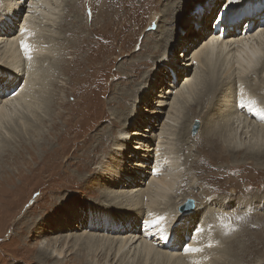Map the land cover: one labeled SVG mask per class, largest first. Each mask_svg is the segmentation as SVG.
Here are the masks:
<instances>
[{
	"label": "bare ground",
	"instance_id": "obj_1",
	"mask_svg": "<svg viewBox=\"0 0 264 264\" xmlns=\"http://www.w3.org/2000/svg\"><path fill=\"white\" fill-rule=\"evenodd\" d=\"M3 1L1 2L3 6L0 7V133L9 137L10 133L5 121L9 122L17 115L18 122L25 126L24 130H32L26 127L28 120L26 121L23 113L37 107L36 95L32 92L38 83V62L42 63L40 59L41 61L49 59L51 62V59H56L54 55L57 53L50 47L49 42H42V37L38 34L48 33L51 29L44 28V25L48 27L56 21L60 13V0ZM183 2L178 0L173 5H168L166 10L162 11V15L153 13L154 26L148 29L150 38H139L136 53L151 55L152 59L124 61L122 71L116 72L115 76L120 81L118 85L112 86V98L109 102L112 103V111H110L113 117L109 118L104 126L99 125L104 121L102 113L101 115L99 113L103 112L101 111L102 103L99 102L93 110L95 115L85 122L84 129H89V134L87 135V132L84 134L81 145L87 146L89 142L87 162L99 155L107 147L109 140L112 141L111 151L102 153L101 155L104 156L99 161H97L99 158L96 160V172L91 175L87 174V171L83 174L80 172L81 176L83 175L82 178L89 183H84L82 189H85L93 200L87 203V205L90 204L87 215L76 203L63 202L59 205L60 209L55 208L51 214L41 217L37 222L36 230L32 232L41 245L36 248V259L39 260L37 264H43L51 259L55 264L59 263L61 258H67L64 247L66 245L69 247L70 243L73 247L80 246L87 250V264H189L190 261L188 262L185 258L195 257L196 254L202 255L199 254L200 241L216 232L219 234V225L222 223L220 219L222 217L227 219L226 216L229 214L226 209L230 206L223 208V201L231 199L233 202L235 198L227 195L219 205L215 203L210 205L211 207L207 205V208L204 205L207 209L204 210L209 212L210 218L209 227L205 229L202 224L196 226L198 199L187 195L178 198L176 195L182 173L181 164L184 160L180 162L174 150L172 142L175 135L174 128L179 124L182 104L189 101L201 86L202 88L205 86L206 89L204 94L198 97L197 102L204 105L207 98L208 102L212 101L210 103L214 106L210 104L211 107H207L206 111L202 109L201 111H205L203 115L196 114L202 119L198 143L202 148L207 141H211L212 144L219 145L218 151L223 152L219 154L220 152L216 151L214 146L210 147L206 144L203 149L208 153L207 155H210V165L214 166V163L218 162L214 160L225 158L226 154L234 156L242 151L251 157L259 158L264 155V104L254 94L261 95L260 91L264 90V81L261 82L259 77L260 72H264V10H262L264 0H224L223 10L230 8V11L225 14L222 12L218 20L222 28L219 33H214L215 28L212 26L211 29L208 28V21L204 26L202 22L197 21L215 11L207 9V6L214 2L213 0L202 7L203 14L201 10H192L198 5V0L187 3L186 7L182 5ZM25 10H27V16L23 18ZM169 13L172 19L168 18L167 22ZM157 15L160 16L158 21H156ZM242 17L245 18L244 22L248 19L255 20V28L234 38L233 36L237 35L235 30L239 29L238 22ZM185 18L188 19L184 27H188L187 32L181 25V19ZM234 18L237 22L234 30H230L228 28L232 25ZM174 21L179 23L175 30L167 26L172 25ZM243 29L241 26L240 31ZM47 36L51 35L47 34ZM188 36L196 45L193 49L187 45ZM172 37L177 43L173 42ZM86 41L87 37L84 38V42ZM136 41L137 39L133 36L128 43H123L127 45H122L120 55L126 51L130 52V48L136 44ZM25 44L30 47L26 49ZM176 46L186 49V56H184L186 61L183 62L187 70L183 73V78L177 79L176 82L175 77L173 81L171 80L169 87L168 82H166L167 85L162 84L161 87H163L158 89V97L151 99L156 102L154 106L142 105L143 100L140 106L135 104L138 98L144 97V100H147L154 74L159 73L152 69L143 75L147 66L154 62L155 66L158 65L159 71H165L166 67L177 70L180 60L175 56L179 52H175ZM83 49L87 47L83 45ZM91 50L93 51L92 48ZM172 51L173 57L170 56ZM90 55L94 61L100 59L93 52H90ZM94 61H90L88 66L91 67ZM3 64L5 66H2ZM80 65L82 68L87 67V54L85 60L80 61ZM107 65V63L103 65L102 70L106 69ZM179 73L180 79L182 74ZM160 74L161 72L158 75ZM140 78L141 80L134 86ZM83 86H87V79L84 80ZM101 95L100 91L92 90V96ZM171 97H173L172 101ZM81 102H84V98ZM86 112L87 110H82L77 118ZM31 116L33 117L29 121L32 122L28 126H32L38 117L34 112H31ZM164 116L166 121L161 124ZM139 117L140 121H137ZM72 118L75 119V117ZM193 118L195 117L190 118L189 129L193 124ZM183 127L185 129V126ZM71 131L72 129L68 128L66 133ZM217 137L222 141L219 142ZM200 161V164H204L201 158ZM88 178L92 180L89 181ZM222 186L225 187V184ZM252 198L261 200L262 197ZM188 199L187 206L193 207L194 200L196 202V208L193 211L188 210L191 212L182 210L186 205L182 204ZM202 204L205 203L201 201ZM260 208L264 212V201ZM216 213L221 215L218 216ZM23 224L31 228L35 220L30 222L26 220ZM231 226L229 227L232 228ZM232 230L234 232V229ZM25 231L26 229L23 233ZM229 233L224 234L226 238ZM228 240L225 242L227 243ZM219 242H215L216 245ZM225 242L223 248L221 247L222 253L218 254L216 250L214 255L215 250L212 247L208 259H214L215 256V263L214 260L209 262L204 257L205 259L201 260L195 258V264H228L229 262L225 260L226 254L235 257L239 251L235 249L233 254L229 253L225 250ZM231 264H241V261H234L232 257Z\"/></svg>",
	"mask_w": 264,
	"mask_h": 264
},
{
	"label": "rangeland",
	"instance_id": "obj_2",
	"mask_svg": "<svg viewBox=\"0 0 264 264\" xmlns=\"http://www.w3.org/2000/svg\"><path fill=\"white\" fill-rule=\"evenodd\" d=\"M176 1L178 0H161L158 2L155 0H60V13L56 21L53 22L54 24L51 23V26L47 27L44 25V28H51V31L39 33V30H37L38 36L42 37L41 41L49 42L50 47L57 51V53L54 55L56 59H51V62L49 59H44V61L40 59L42 63L38 62V83L32 92L36 95L37 107L28 111L26 110L23 113L26 121L28 120V124L32 122L29 121L33 117L31 116V112H34L38 116L32 126H28V124L26 126L32 130H24L25 126L21 125L20 121L18 122L19 116L17 115L9 122L5 121L10 136L7 137L6 134L0 133V264H37L39 260L36 259V248L41 245L38 239L34 238L35 227L41 217L51 214L55 208L60 209L61 206L59 205L61 203H76L87 215V210H90V204L87 205V203L93 200L89 197L87 191L82 189L87 180L83 179V175L81 176V174L86 171L89 175L96 172V162L104 156L101 155L102 153L105 154L111 151L112 141H107V147L99 153L101 157L97 155L87 162V151L90 147L88 145L89 142L87 141V146L81 145L85 137L84 134L86 132L87 135L89 134V129H84L85 122L95 115L93 110L99 102L102 103L103 107L101 109L103 112L99 113L100 115L102 113V119H104L99 125L104 126V123L107 124L108 119L113 117L111 112L112 103L110 104L109 102L112 98V86L118 85L120 81L115 76L116 72L122 71L124 61H140L151 58V55L136 53L137 44L140 42L139 38H150L148 36V29L154 26L153 15H162V11H165L168 5H173ZM182 1H184L182 5L186 7L190 2L195 0ZM209 1L198 0V5L191 8L195 11L202 10V7ZM1 2L3 3L4 1L0 0V7L3 6ZM223 2L224 0H221L220 5ZM27 10H25L26 13H23V18L27 16ZM157 11L158 13H156ZM229 11L230 8L224 9L222 12L225 14ZM159 15H157L156 21L160 19ZM168 18L172 19L170 13L166 18L167 22L169 21ZM244 20L245 18L242 21L244 22ZM187 22L188 19H181L182 28L185 27ZM178 24L177 21H174L172 25L169 24L167 26L175 30ZM211 26L208 24V28L211 29ZM154 29L156 30V27ZM47 34L51 36L48 37ZM133 36L137 39L136 44L130 48V52L126 51L123 55H120L122 45H127ZM86 37L87 41L84 42V38ZM187 38V45H190L193 49L196 46L194 45V40H191L189 36ZM172 39L173 42L177 43L176 40L174 41V37ZM125 42L127 43L123 44ZM83 45L87 49H83ZM180 50L182 48L176 46L175 52ZM90 52L98 55L101 60L94 61ZM86 54L87 67L82 68L80 61L85 60ZM172 55L174 56L173 51L170 56L173 57ZM185 58L183 57V61ZM90 61H94L91 67L88 66ZM106 63L108 64L107 68L102 70L103 65ZM179 63L177 64V69L182 67ZM2 66L5 65L3 64ZM170 66L172 67L171 62ZM152 69L162 73V71L158 70V65L155 66L153 62L144 69L142 74L145 75L149 72L148 70ZM175 72H177L176 69ZM159 73H155V77H158ZM260 73L259 77H261L262 82L264 81V72ZM85 79H87V86H83ZM139 80L141 78L137 79L134 86ZM156 87L158 88L159 85L157 84ZM162 87L160 86L159 88ZM203 87L201 86L200 90L189 101L182 104L179 124L174 128L175 135L172 141L174 143V150L180 162L184 160L183 164H181L182 173L176 195L178 198L179 196L187 195L200 201L197 200L199 209L196 214V226L202 224L205 229L209 227L210 223L209 212L206 211L207 205L209 207H211L210 205H215V203L219 205L227 195L234 197L235 200L233 202H231V199L223 201V208L230 206L226 209V212L229 213L226 217L229 220L223 219V217L220 219V223L222 222L219 225L220 228L218 227L220 235L216 232L217 234L207 236V240L205 238L202 239L199 247V254L202 255L197 256L196 254L195 257H187L185 260L190 261L189 264H195V258L197 260L206 258L205 260L209 262L214 260L215 263V256L214 259H208V257L210 258L209 255L211 254L212 247L215 250L214 255H216V250L218 254L219 252L222 253L221 250L224 242L229 239L227 243L225 242V250H228L229 253L232 252V254L235 249L239 251V253L235 254V257L231 255L234 261H241V264H264V215H262L264 212L260 208L262 201H264V155L259 158L251 157L249 154L245 155L242 151L234 156L226 154L225 158H219L221 162L214 160L218 162L214 163V166L210 165V155H207L208 153L203 148L207 144L210 147L214 146L215 150L218 151L220 149L219 145H214L211 141H209L211 142L209 144L207 141L200 148L198 142L200 139L199 133L202 129L201 126L196 134L193 133V125L196 120L202 122L201 117L199 116L198 118L197 115L199 113L203 115L207 107L214 106L212 105L213 103H210L212 101L208 102L207 98L205 101L207 105L205 103V106L197 102L198 97L204 94L206 87ZM92 90L100 91L102 95L92 96ZM260 92L261 95L254 94L264 104V90ZM83 98L84 102H81ZM172 100L173 97H171ZM141 103L139 98L135 102L139 106ZM132 106L133 103L131 104V109ZM202 109L205 111H201ZM82 110H87V112L77 118ZM72 117H75V119ZM192 117L195 118L192 119L193 124L189 129V121ZM137 121H140V117ZM164 121H166V116L163 117L161 124ZM82 126L83 129H81ZM183 126H185V129ZM68 128L72 129V131L66 133ZM92 132L94 133V131ZM183 135L184 137H182ZM183 138L185 139L184 142ZM217 139L219 142L222 141L219 137ZM200 150L202 151L200 152ZM218 152H220L219 154L223 153L222 150ZM218 152L216 153L218 154ZM200 158L204 161V164H200ZM84 163L86 166H84ZM244 178L246 179L244 180ZM90 179L92 180V178H88L89 181ZM238 183L242 184L238 185ZM222 184H225V187ZM243 189L246 190L243 191ZM252 197L262 198L261 200H253ZM217 199L219 202H217ZM188 201L189 199L182 205ZM201 201L205 203L202 204L203 206L201 205ZM187 205L183 206V211H193L196 208L195 200L193 207L189 205V208L186 209ZM13 209L14 211H12ZM220 210L218 209L217 211ZM216 214L218 216L221 215L219 213ZM197 215L199 220L197 219ZM26 220L29 222L35 220L34 226L30 228L24 225L23 223ZM25 229L26 231L23 233ZM232 229H234V232H232ZM228 233L229 236L226 238L224 234L228 235ZM215 242H219V244L216 245ZM208 243L211 245H208ZM201 248L202 250L200 251ZM64 250L67 258H61V262L59 261V263L55 264H87V250H84V248L80 246L73 247L72 243H70L69 247L68 245L64 247ZM226 255L225 260L229 262H227L228 264H231L232 257L230 254ZM53 262L54 260L51 259L43 264H53Z\"/></svg>",
	"mask_w": 264,
	"mask_h": 264
},
{
	"label": "water",
	"instance_id": "obj_3",
	"mask_svg": "<svg viewBox=\"0 0 264 264\" xmlns=\"http://www.w3.org/2000/svg\"><path fill=\"white\" fill-rule=\"evenodd\" d=\"M201 126V121L196 120L195 124L193 125V133L196 134ZM188 208V206H186Z\"/></svg>",
	"mask_w": 264,
	"mask_h": 264
},
{
	"label": "snow or ice",
	"instance_id": "obj_4",
	"mask_svg": "<svg viewBox=\"0 0 264 264\" xmlns=\"http://www.w3.org/2000/svg\"><path fill=\"white\" fill-rule=\"evenodd\" d=\"M24 46H25V48H26V49H28V48L30 47V46H29V45H27V44H25Z\"/></svg>",
	"mask_w": 264,
	"mask_h": 264
}]
</instances>
